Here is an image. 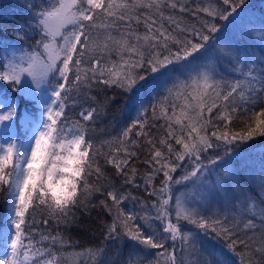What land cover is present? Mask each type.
I'll use <instances>...</instances> for the list:
<instances>
[{"label":"snow or ice","instance_id":"obj_1","mask_svg":"<svg viewBox=\"0 0 264 264\" xmlns=\"http://www.w3.org/2000/svg\"><path fill=\"white\" fill-rule=\"evenodd\" d=\"M245 3L41 0L28 5V20L6 31L18 40L36 35L35 44L29 50L0 41V80L36 107L25 104L21 110L17 97L0 94V192L6 190L0 264H61L70 241L59 231L40 232L33 213H45L46 227L49 221L69 225L75 209L90 207L112 217L99 247L74 253L92 264H116L122 252L108 257L107 242L118 241L122 249L124 237L132 245L121 264H201L200 256L203 264H232L207 244L220 240L235 264H264V169L255 181L257 200L251 193L236 198L241 186L225 167L239 145L264 137V20L256 50L239 49L230 38L244 24ZM183 14L192 22L185 23ZM97 86L127 94L135 113L131 124L100 144L89 137L86 122H95L102 105L82 107L79 118L68 115L70 105L95 100L90 93ZM239 119L244 127L233 131L230 126ZM18 120L22 139L15 132ZM137 149L150 169L142 184L132 166L140 159ZM108 166L123 178L121 188L108 177ZM177 170L181 175L174 177ZM141 188L155 198V214L144 211L139 217L143 225L122 207L130 201L146 209L130 190ZM153 221L163 225L162 233Z\"/></svg>","mask_w":264,"mask_h":264},{"label":"trees","instance_id":"obj_2","mask_svg":"<svg viewBox=\"0 0 264 264\" xmlns=\"http://www.w3.org/2000/svg\"><path fill=\"white\" fill-rule=\"evenodd\" d=\"M181 2H187V0H181ZM41 0H0V41L4 43H13L17 45H23L29 50L35 44L36 39L39 37L36 35H30L27 40H18L14 36L8 35L6 30H11L15 28L18 24H22L28 20L31 13L29 12V4H40ZM195 6V2L192 4ZM244 11L242 16L245 17L244 24L240 31H237L234 36L230 38L234 41L235 45L239 49L247 48L249 51L257 49V41L259 37L257 36V31H259L261 26V21L264 20V0H246L243 6ZM239 11V10H238ZM177 15H181L177 13ZM184 15V22L191 23V17L188 14ZM217 24L222 25L224 22L216 21ZM241 31L243 35H241ZM219 35V34H218ZM264 54V53H261ZM103 89V90H101ZM0 94H10L11 96L17 97L19 100L20 109L23 110L25 104H28L30 108L34 111L36 107L34 102L26 100L23 94L17 92H12V86L0 80ZM91 96L95 97V100L89 99L86 103L81 105L79 102L75 106L70 105L68 110V115L74 118H79V112L82 107H97L98 105L103 106V110L100 112L98 118L95 122H86L89 127V137L95 141V143L100 144L103 140L110 139L112 136H116L120 131L131 124L132 118L135 113L132 112L131 106L128 104L127 94L121 92L115 87L108 89L104 86H97L91 93ZM149 117L151 112L148 113ZM19 121V120H18ZM17 121L16 135L18 138L24 137V130L22 129L20 122ZM233 131H239L244 127V121L242 119L236 120L230 126ZM95 129V132L92 131ZM224 129L221 127V132ZM134 135V134H133ZM140 153V159L134 160L132 166L138 169L139 175L136 177L139 183H143L141 177L149 172L150 169L142 163L144 159V153L141 149H137ZM213 154V150H209V155ZM228 163L225 165L226 168H230L234 174L233 178L241 186L242 192L236 194V198H242L243 194L251 193L252 196L259 200L257 194V188L255 186L256 179L261 175L262 169H264V137H257L254 140L248 141L245 144L239 145L235 152L231 154L230 157L226 158ZM205 163H207V158H205ZM107 175L109 178L114 179L116 187L121 188L122 177L115 176V169L111 166L107 167ZM218 173H222V169L217 168ZM174 177H179L181 171L177 170L173 174ZM214 178V177H213ZM163 179L162 174L154 180L156 186L160 185V180ZM182 187V186H176ZM231 189V185H229ZM137 197L145 202L147 208L141 210L137 202L125 201L122 207L125 210H132L137 214V219L134 221L136 224L143 225V221L139 219L140 215L144 214V211H150L155 214L152 209V202L154 197L147 196L143 189H130ZM5 192H0V226H3V216L5 214ZM95 203L99 204V198H94ZM111 204V201H108ZM42 208V206H41ZM33 217L38 224L34 225L40 232L51 231L55 233L59 231L66 240L70 241V246L63 249L65 256L62 257L61 264H92L91 258L87 261L85 257H78L74 253H79L86 248L99 247L104 241V235L106 232V225L111 223L112 217L104 212L101 208L90 207L87 211L80 208L75 209L76 219L69 225H55L52 221H49L47 227L43 224V219L45 213L41 209H37L33 213ZM173 221L175 218L172 216ZM157 230L162 233L163 225L159 221L152 222ZM183 224V222H181ZM185 227H190L184 225ZM166 235V234H165ZM39 237L37 236V239ZM124 243L122 249L118 241H108L107 255L111 257L115 252L121 251L122 255L117 260L116 264H121V261L128 256L130 247L132 245L131 241H128L126 237L123 238ZM116 244L117 247H112ZM171 244V241H169ZM208 245H211L218 252H223L224 255L235 264L236 257L228 252L225 244L226 241L220 240L218 243L215 241H207ZM179 246V241L177 242ZM152 253L161 251L159 249L150 250ZM178 258L181 257L179 251L176 252ZM188 259V257H185ZM201 264H203L204 257L200 256Z\"/></svg>","mask_w":264,"mask_h":264},{"label":"rangeland","instance_id":"obj_3","mask_svg":"<svg viewBox=\"0 0 264 264\" xmlns=\"http://www.w3.org/2000/svg\"><path fill=\"white\" fill-rule=\"evenodd\" d=\"M35 105V104H34ZM19 122V121H18ZM16 127H17V125H16ZM23 129V128H22ZM15 132H17V130H16V128H15ZM173 217L175 218V216H174V214H173Z\"/></svg>","mask_w":264,"mask_h":264}]
</instances>
